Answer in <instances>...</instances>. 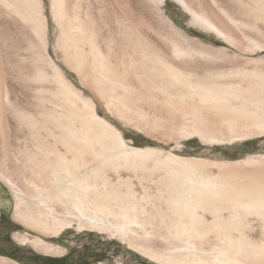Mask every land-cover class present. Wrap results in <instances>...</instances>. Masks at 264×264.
<instances>
[{
  "label": "bare ground",
  "instance_id": "1",
  "mask_svg": "<svg viewBox=\"0 0 264 264\" xmlns=\"http://www.w3.org/2000/svg\"><path fill=\"white\" fill-rule=\"evenodd\" d=\"M179 1L204 28L223 35L218 26ZM0 5L33 22L43 38L46 20L38 0H0ZM72 18L63 29V47L77 69L90 60L96 88L110 109L124 104L117 89H132L128 79L117 78L121 65L124 74L133 72L140 86L165 105L179 136H198L211 144L264 136L263 70L201 68L200 75L191 70L194 62L183 61L188 53L180 45H173L170 58L135 40L129 28L128 39H122L115 51L125 60L111 64L92 28L79 16ZM50 66L53 76L39 68L32 74L40 84L33 87L36 112L17 105L16 116L30 130L35 152L29 158L28 190L7 180L15 188L16 220L45 236H57L75 224L80 230L119 236L160 264H264V157L252 170L223 165L220 174L212 175L204 172L210 166L204 160L168 154L151 163L165 171L158 189L153 191L139 178L138 191L133 178L121 170L146 166L157 150L129 146L122 132L100 115L97 103L84 97L51 58ZM53 81L56 92L45 86ZM55 98L63 102V111H58ZM136 157L145 161L138 163ZM252 218L261 222L258 231ZM16 240L45 254L63 253L41 238L16 234ZM6 261L0 257V264Z\"/></svg>",
  "mask_w": 264,
  "mask_h": 264
},
{
  "label": "rangeland",
  "instance_id": "2",
  "mask_svg": "<svg viewBox=\"0 0 264 264\" xmlns=\"http://www.w3.org/2000/svg\"><path fill=\"white\" fill-rule=\"evenodd\" d=\"M38 1L46 20L43 38L36 33L33 22L0 7V257L7 259L6 264H47L51 259H65L59 262L61 264H160L131 248L119 236L80 230L77 224L57 236H45L15 219V188L7 180H12L16 188L28 190L26 180L32 177L29 158L35 152L30 130L21 126L16 112L19 108L36 112L33 109L38 101L34 88L40 84L32 77L37 68L53 76L51 58L84 97L97 103L100 115L122 132L129 146L157 150L147 159L146 166L121 170L122 175L133 178L138 191H141V178L153 191L158 189V180L165 171L152 164L168 154L204 160L210 164L204 172L212 175L220 174L223 165H242L240 171L252 170L257 165L255 162L264 157V136L223 144H211L198 136H179L177 127L168 120L165 105L140 86L133 72L124 74L121 65L117 78L128 79L132 89H117L124 104L110 109L96 88L90 60L77 69V62L63 47L62 35L68 20L79 16L85 26L92 28L111 64H121L125 60L122 53L117 55L115 51L122 39H128L129 28L135 40L144 41L158 54L171 58L173 45H180L188 53L183 61L194 62L191 70L199 71L200 75L203 74L201 68H206L204 71L256 68L264 71V0H184L192 10L218 26L223 35L204 28L179 0ZM45 86L55 92L58 89L55 81ZM54 102L58 111L64 110L60 99L55 98ZM162 106L164 109L160 108ZM134 159L138 163L145 161L139 157ZM248 160L253 163H247ZM110 175L115 177L113 173ZM207 218L212 219L211 215ZM252 219L258 231L261 222ZM16 234L41 238L59 246L63 253L39 252L31 244L18 242ZM258 240L262 242L263 237L259 236Z\"/></svg>",
  "mask_w": 264,
  "mask_h": 264
},
{
  "label": "flooded vegetation",
  "instance_id": "3",
  "mask_svg": "<svg viewBox=\"0 0 264 264\" xmlns=\"http://www.w3.org/2000/svg\"><path fill=\"white\" fill-rule=\"evenodd\" d=\"M46 262H47V264H61V263L56 262L54 260H47Z\"/></svg>",
  "mask_w": 264,
  "mask_h": 264
},
{
  "label": "trees",
  "instance_id": "4",
  "mask_svg": "<svg viewBox=\"0 0 264 264\" xmlns=\"http://www.w3.org/2000/svg\"><path fill=\"white\" fill-rule=\"evenodd\" d=\"M51 260H54V261H56V262H63L65 259H62V261H60V260H56V259H51ZM85 264H87V263H85Z\"/></svg>",
  "mask_w": 264,
  "mask_h": 264
}]
</instances>
